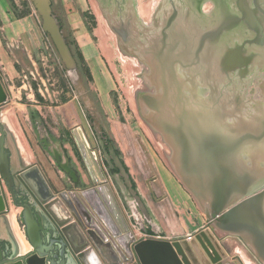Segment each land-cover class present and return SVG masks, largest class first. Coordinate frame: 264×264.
<instances>
[{
	"label": "water",
	"instance_id": "obj_1",
	"mask_svg": "<svg viewBox=\"0 0 264 264\" xmlns=\"http://www.w3.org/2000/svg\"><path fill=\"white\" fill-rule=\"evenodd\" d=\"M211 1L217 11L200 24L174 12L165 26L154 23L155 13L150 25L133 14L112 27L125 53L146 67L142 115L171 149L173 170L206 225L191 240L138 237L111 187L76 186L69 160L55 155L74 183L62 192L36 160L17 168L0 121V216L11 204L22 209L18 221L31 246L17 258L4 259L0 249V264H264V102L254 89L246 95L264 72V20L250 11L222 26L219 2L226 12L248 0ZM34 2L41 14L50 12V0ZM260 2L253 0L258 9ZM256 28L257 41L248 39ZM9 102L0 76V111Z\"/></svg>",
	"mask_w": 264,
	"mask_h": 264
},
{
	"label": "rangeland",
	"instance_id": "obj_2",
	"mask_svg": "<svg viewBox=\"0 0 264 264\" xmlns=\"http://www.w3.org/2000/svg\"><path fill=\"white\" fill-rule=\"evenodd\" d=\"M10 1L14 4L15 18L28 17L27 20L40 23L45 41L33 56L34 62L17 44L9 46L19 76L7 81L10 102L0 111L8 121L13 120L9 122L15 132V126L18 127L17 135H21L18 137L32 158L30 163H34L35 151L47 178L52 174L63 189L73 187L74 183L60 169L55 155L63 163L69 160L80 180L76 186L100 183L111 186L137 229L146 234L162 231L159 225H170L171 220L180 233L185 224H191L190 229L205 226L204 211L173 170L171 149L142 115L139 95L146 89L142 78L146 67L125 53L123 42L112 29L110 3L50 0V12L44 15L34 0ZM161 2L133 0L136 16L150 25ZM262 87L264 72L248 84L246 95L254 89V98L264 102ZM19 124L28 134L32 148ZM70 141L75 145L71 143L68 147L76 163L71 162L64 146V142ZM159 166L189 195L192 214H187V208L175 209L169 201L159 207L150 198L148 185L159 176ZM146 204L154 206L148 208ZM21 213L22 209L11 204L10 213L1 218V225L11 227L10 217H15V230L29 246L19 225ZM6 231L9 235L7 227ZM235 264L242 263L235 261Z\"/></svg>",
	"mask_w": 264,
	"mask_h": 264
},
{
	"label": "crops",
	"instance_id": "obj_3",
	"mask_svg": "<svg viewBox=\"0 0 264 264\" xmlns=\"http://www.w3.org/2000/svg\"><path fill=\"white\" fill-rule=\"evenodd\" d=\"M14 12H16V11L13 10V5L11 4V2H8V0H0V76L3 79L5 84L7 83V81L16 78V76L17 77L19 76V73L17 72V69H16V67H17L16 66V64H17L16 60L13 57H11V54L8 52L9 46L17 44L19 47H21L23 50H25L24 54H26L28 56L29 60H33L34 59L33 56L39 51V48L42 45H44V42H45L44 37H43V30L40 28V23L38 21L27 20L28 17L24 18V19H17L14 16ZM33 62H34V60H33ZM6 86H7V84H6ZM0 121H1V119H0ZM10 121H13V120L10 119ZM33 121H38V119H36V120L33 119ZM1 123L3 124L2 121H1ZM3 126L6 130V127L4 124H3ZM19 126H20L22 133L26 136L28 143L30 145V138H29L28 134L26 133L25 129L22 127L21 124H19ZM15 130H16V133H18V131H19L18 127L15 126ZM7 135H8V132H7ZM18 135H19V137H21L20 134H18ZM14 141H15V139H14ZM71 143H73V142L72 141L64 142V146H65V149L68 150L67 152H68V155H69L71 162L76 163V160H75L73 154L71 153V151H69L68 144L70 145ZM30 147H31V145H30ZM34 154H35V160L38 162V158L36 156L35 151H34ZM87 161L90 162V158H87ZM41 168H42V166H41ZM159 168L161 169V170L159 169V171H160L159 176H156L153 179H151V181L148 185V190L151 194L150 198L155 199V205L162 207V205H164L165 202L169 201L174 206L175 209L178 210L181 207L187 208V210H186L187 214L188 215L192 214V207L190 204L189 195L181 188L180 185H178V183L175 182V180L169 175V173L163 167L159 166ZM42 170H43V168H42ZM43 172H44V170H43ZM48 178L52 182L53 186L55 187V191L62 192L64 190H66L65 188L62 189L61 187H59L60 184H58L56 182V180L54 179L52 174L49 173ZM82 181L84 183L83 177H82ZM159 183H162V184H159ZM111 189L113 191L112 187H111ZM113 193L115 195L114 191H113ZM141 194H142V192H141ZM115 197H116V195H115ZM142 197L145 198L146 196L143 195ZM116 199H117V197H116ZM117 201H118V199H117ZM118 203H119L120 208L122 209V212H123L125 218L128 221V224H130V226L132 227L134 224L132 221V216H128L125 209H123V206L121 205V203L119 201H118ZM146 206L149 208V207L154 206V205L146 204ZM141 208H143V210H144L143 206H141ZM171 221H172V223L170 225H166V224L163 226L159 225L163 229L160 232L154 231V232H152V234H146V233H144V234H146L150 238H154V239L178 240V239L187 238L188 236L193 235L194 233L198 232L199 230H201L204 227V226H200L197 228L194 227L193 229H190L191 224H189L188 226L185 224L183 226L184 230L180 233V231L178 229H175L173 220H171ZM2 226L5 228V230H6V227L9 230L8 225L5 227V224H3ZM138 231H137L138 237H143L142 236L143 232H138ZM8 236L13 241V238L10 234V231H9ZM13 243H14V241H13Z\"/></svg>",
	"mask_w": 264,
	"mask_h": 264
},
{
	"label": "flooded vegetation",
	"instance_id": "obj_4",
	"mask_svg": "<svg viewBox=\"0 0 264 264\" xmlns=\"http://www.w3.org/2000/svg\"><path fill=\"white\" fill-rule=\"evenodd\" d=\"M102 2H108L110 3L108 6V15L110 16L111 21L113 22V26H116L117 24H120L121 21L130 20L133 18V14L136 15L135 12V4L133 3V0H101ZM222 2L221 6L218 8H221V22L220 25L226 26L229 24V20H235L236 18L243 19L244 13L250 15V11L254 12V17L258 20L262 19L264 20V4L260 2V9L256 8L253 4V0H248L245 4H238V6L233 5V3L228 6L229 10L226 12L222 8ZM242 7V8H241ZM217 11V6L212 4L211 0H162L161 4L159 5V8L156 13H158L154 18V23H157L161 21L164 25L167 23L166 21H169V17L174 14V12H184L188 14V17H191V23L197 24L202 23L209 20L211 18V15L214 14ZM229 11V12H228ZM226 14H225V13ZM160 14V15H159ZM250 17L251 16H246ZM161 18V19H160ZM144 19H147L146 16ZM210 22V21H209ZM254 24V22L252 21ZM221 26V27H222ZM247 35H249L248 39H252L254 41H257L256 39L259 38V33L256 28L254 31H247ZM10 147V145H9ZM8 151V150H7ZM70 164V163H69ZM61 169V167H60ZM65 173V172H64ZM67 176H69L71 179L70 173H65ZM73 181V179H72ZM16 188L14 187V192L16 193V196L18 197L17 200L21 197L20 193L16 192ZM20 201V200H19ZM5 215L0 216L1 218H4ZM2 221V220H1ZM0 221V249L4 256V259L12 256L14 254V245L11 242L12 240L8 236L5 228L1 225ZM17 246L15 244V250Z\"/></svg>",
	"mask_w": 264,
	"mask_h": 264
},
{
	"label": "bare ground",
	"instance_id": "obj_5",
	"mask_svg": "<svg viewBox=\"0 0 264 264\" xmlns=\"http://www.w3.org/2000/svg\"><path fill=\"white\" fill-rule=\"evenodd\" d=\"M155 24L156 25L160 24V21L158 22V24L157 23H155ZM0 119L6 127V131L8 132V143L10 145L11 150L13 151V154H14L13 158H14V163H15L16 167L17 168H23V167L27 166L32 159L31 156L28 154V152L24 148L21 140L19 139L17 133L14 131L12 125L9 122L10 120L8 121V119L6 118V116L3 113L0 114ZM14 139H15V141H14ZM34 162H35V160H34ZM4 210H5V205L3 203L2 198L0 197V212L4 211ZM14 218L12 216L10 217V223H11L12 228L9 226L8 227L10 230V234L13 238V241L17 246V248L15 250V244L13 243V241H11L14 245V258H17V257L23 256L26 253H28L31 249V246L29 244V246H30V248H29V246L24 243V241H23L24 239L23 240L20 239L17 231L15 230L16 221L14 222ZM0 221H1V219H0ZM17 227H18V225H17ZM27 241H28V239H27Z\"/></svg>",
	"mask_w": 264,
	"mask_h": 264
},
{
	"label": "built area",
	"instance_id": "obj_6",
	"mask_svg": "<svg viewBox=\"0 0 264 264\" xmlns=\"http://www.w3.org/2000/svg\"><path fill=\"white\" fill-rule=\"evenodd\" d=\"M134 228L137 229V227H135V226H134ZM142 236H143V238H147V237H149L148 235H146V234H144V233H143ZM188 240H191V238H190L189 236H188Z\"/></svg>",
	"mask_w": 264,
	"mask_h": 264
},
{
	"label": "trees",
	"instance_id": "obj_7",
	"mask_svg": "<svg viewBox=\"0 0 264 264\" xmlns=\"http://www.w3.org/2000/svg\"><path fill=\"white\" fill-rule=\"evenodd\" d=\"M11 4L13 5V8H14V4L12 2H11ZM14 10H15V8H14ZM72 144H73V146H75L74 143H72ZM77 154H79L78 151H77Z\"/></svg>",
	"mask_w": 264,
	"mask_h": 264
}]
</instances>
